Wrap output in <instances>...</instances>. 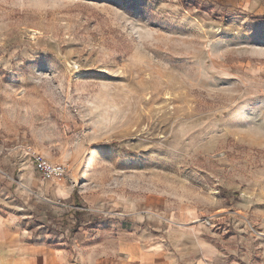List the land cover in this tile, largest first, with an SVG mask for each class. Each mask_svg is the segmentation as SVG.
<instances>
[{
  "label": "rangeland",
  "instance_id": "374dc122",
  "mask_svg": "<svg viewBox=\"0 0 264 264\" xmlns=\"http://www.w3.org/2000/svg\"><path fill=\"white\" fill-rule=\"evenodd\" d=\"M27 149L80 227L191 209L258 262L264 0H0V168Z\"/></svg>",
  "mask_w": 264,
  "mask_h": 264
},
{
  "label": "crops",
  "instance_id": "0c3cea01",
  "mask_svg": "<svg viewBox=\"0 0 264 264\" xmlns=\"http://www.w3.org/2000/svg\"><path fill=\"white\" fill-rule=\"evenodd\" d=\"M1 163L16 182L0 180V264H264V250L258 262L226 256L214 220L191 209L175 218L135 208L126 219L80 227L67 182L43 181L23 158Z\"/></svg>",
  "mask_w": 264,
  "mask_h": 264
},
{
  "label": "built area",
  "instance_id": "2783aa9c",
  "mask_svg": "<svg viewBox=\"0 0 264 264\" xmlns=\"http://www.w3.org/2000/svg\"><path fill=\"white\" fill-rule=\"evenodd\" d=\"M26 157L31 159V165L43 181L63 178L68 173V168L63 165L49 163L40 154L27 149L24 151ZM0 180H11L9 174L0 168ZM1 182V181H0Z\"/></svg>",
  "mask_w": 264,
  "mask_h": 264
}]
</instances>
